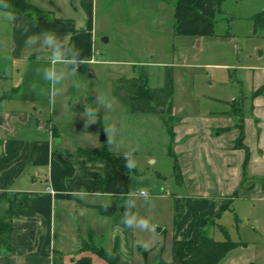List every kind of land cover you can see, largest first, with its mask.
Masks as SVG:
<instances>
[{"label": "crops", "instance_id": "obj_1", "mask_svg": "<svg viewBox=\"0 0 264 264\" xmlns=\"http://www.w3.org/2000/svg\"><path fill=\"white\" fill-rule=\"evenodd\" d=\"M138 1L127 0L142 5L140 12L158 7L163 19L160 26L164 28L168 19L177 37L215 35L221 12L218 0ZM31 2L45 12L43 18L15 14L17 20L10 23L0 16V199L5 195L12 198L13 216L11 251L0 247V264H108L82 251L86 240L97 242L105 253L113 252L117 264H134L135 228L123 223L125 214H129L126 208L133 203L131 174L125 171L133 168L128 169L126 162L112 152L110 161L96 163L89 152H101L108 138L106 143L99 139V149H84L78 137L63 128L64 120L69 126L82 116L71 87L64 88L65 66L74 69V63L70 58L64 65L55 66L64 74L59 85L33 80L34 71L39 73L34 65L52 67L51 50L24 44L28 36L50 31L61 44L78 53L77 62L91 61L98 54L95 50L99 38L108 40L104 27L113 20L110 10L114 1ZM169 8L167 17L163 14H168ZM163 28H156L153 36H166L167 28ZM257 72L253 74L260 82L253 88L250 102L241 99L242 112L232 113L236 117L222 114L206 122H179L174 116V125H179L176 129L172 126L177 152L172 148L170 152L180 169L177 181L191 194L175 199L179 213L167 263L172 261L174 242L195 240L199 230L206 229L213 219L221 221L224 213L231 212L235 222L238 219L241 224L243 220L233 209L237 201L249 200L254 193L259 202H264V73ZM120 78L113 82L115 101L114 83ZM61 89L67 97L59 106L56 96ZM260 90L262 93L254 97ZM197 132H204L208 139L202 133L196 136ZM218 190L221 194L217 196ZM7 208V202L2 201L0 215ZM142 251L140 248L138 254ZM124 254H128V261ZM237 258L221 264L258 262L245 258L238 262Z\"/></svg>", "mask_w": 264, "mask_h": 264}, {"label": "rangeland", "instance_id": "obj_2", "mask_svg": "<svg viewBox=\"0 0 264 264\" xmlns=\"http://www.w3.org/2000/svg\"><path fill=\"white\" fill-rule=\"evenodd\" d=\"M113 1L110 10L113 20L104 27L109 43L105 44V37H100L95 50L98 54L92 59L94 63H82L80 71H75L71 65L65 66L67 83L64 88L71 87L73 100L80 106L82 116H77L75 124L69 126L62 119L63 128L78 137L81 148L89 150L102 146L99 139L103 131L109 142L101 152L106 150L110 156L112 152L121 162H126L125 156L131 160L133 171L125 172L131 174L130 196L135 203L126 209L130 215L146 220L150 226L148 229L135 228L137 254L133 261L134 264H159L171 256L169 245L179 213L175 199L191 193L175 176V159L169 153L170 148L177 152V142L172 141L174 138L167 130L163 110H159L156 116L129 114L113 99V82L122 76L135 78L146 71L149 87L159 88L163 86L166 68L173 67L171 103L179 122L188 119L206 122L222 114L238 115L242 112L239 107L241 99L244 97L250 102L253 88L260 82L253 73H264V30L255 32L253 24V18L264 11V0H222L215 23L216 32L211 38H197L192 34L177 37L168 19L164 21V28L163 24L160 26L163 19H160L158 7H149L148 10L143 7L140 12L142 5L135 4V7L136 2ZM168 11L163 15L169 17L170 8ZM159 27L167 28L166 36H153ZM33 67L39 68V73L36 75L34 71L32 79L38 78L44 83L41 73L45 66ZM90 72L93 78H90ZM64 92V89L61 94L57 91L59 106L67 97ZM87 110L92 115H86ZM172 126L176 129L179 125ZM200 133L197 132L196 136ZM92 159L96 163L104 161L101 155ZM140 188L148 192L147 199L136 195ZM218 194L221 191L218 190ZM262 194L264 199V191ZM249 196V200L242 199L233 205L243 220L238 228L234 214L228 211L221 221H209L204 231L221 242L226 240L227 233V238L239 244L226 260L237 256L238 262L245 258L243 260L254 259L257 264H264V202H259L254 193ZM85 244L93 246L92 241L86 240ZM94 244L98 245L97 242ZM140 248L143 251L138 254ZM127 258L128 254H124L125 261Z\"/></svg>", "mask_w": 264, "mask_h": 264}, {"label": "trees", "instance_id": "obj_3", "mask_svg": "<svg viewBox=\"0 0 264 264\" xmlns=\"http://www.w3.org/2000/svg\"><path fill=\"white\" fill-rule=\"evenodd\" d=\"M7 3L16 15L28 18H43L45 15V12L36 7L31 0H7ZM221 4L222 0H218L219 10ZM253 24L255 32L264 30V11L253 18ZM261 93L262 90L255 93L254 97L259 96ZM113 95L127 109V112L132 115L156 116L159 115V110H163V114L167 117L164 121L167 130L173 136L172 125L176 120L171 103L174 95L173 67L166 68L163 86L159 88L152 89L149 87L148 73L144 71L138 77L130 79L121 77L115 81ZM89 153L92 156H103L104 161L102 163L111 159L106 150ZM169 156L175 159L174 170L175 176L178 177L180 169L177 159L171 152ZM2 201L7 202L8 208L0 215V247L10 252L13 235L12 198L9 195H5V197H1L0 204ZM236 224H240L238 219H236ZM204 230H199L195 240L174 242L172 246V261L167 263L161 260L159 264H221L232 252L239 248V244L227 238V233H225L226 240L221 242L209 237ZM82 251L93 253L108 264H117L113 252L105 253L103 249L94 243L93 246L85 244Z\"/></svg>", "mask_w": 264, "mask_h": 264}, {"label": "clouds", "instance_id": "obj_4", "mask_svg": "<svg viewBox=\"0 0 264 264\" xmlns=\"http://www.w3.org/2000/svg\"><path fill=\"white\" fill-rule=\"evenodd\" d=\"M0 16H3V18L10 23L17 20V16L10 9L7 0H0ZM24 44L26 47L40 45L41 47H46L47 49L51 50L50 63L52 67L44 68L41 74L43 80L52 84L53 86L59 85L64 78L62 70L58 69L55 66L64 65L67 61H69L70 58L72 63L77 62L75 58L77 57L78 53L61 44L60 39L57 38V35L50 31L30 35L25 39ZM80 63H83V61H80ZM86 115L90 116L92 115V113L88 112L87 110ZM125 160L126 167L128 169H131L133 167L131 160H129L127 156H125ZM136 195L139 198L147 199L148 192L145 189L140 188L137 190ZM134 203L135 202L133 201V204ZM123 223L128 228L148 229L150 227L146 220L138 219L136 216L129 215L127 213L125 214Z\"/></svg>", "mask_w": 264, "mask_h": 264}, {"label": "water", "instance_id": "obj_5", "mask_svg": "<svg viewBox=\"0 0 264 264\" xmlns=\"http://www.w3.org/2000/svg\"><path fill=\"white\" fill-rule=\"evenodd\" d=\"M104 43H108V40L105 39V40H104ZM93 77H94L93 74L90 72V78H93ZM100 141H101V143H106V142H107V138H106L104 132L101 133ZM159 232L161 233L162 231L160 230Z\"/></svg>", "mask_w": 264, "mask_h": 264}, {"label": "built area", "instance_id": "obj_6", "mask_svg": "<svg viewBox=\"0 0 264 264\" xmlns=\"http://www.w3.org/2000/svg\"><path fill=\"white\" fill-rule=\"evenodd\" d=\"M92 63H94V60H91V61H87V62H84V64H92ZM82 63H80V62H77V63H74V70L75 71H79L80 70V65H81Z\"/></svg>", "mask_w": 264, "mask_h": 264}]
</instances>
